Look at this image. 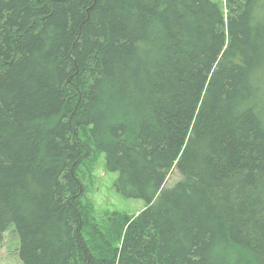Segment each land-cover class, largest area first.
Returning <instances> with one entry per match:
<instances>
[{
	"label": "trees",
	"instance_id": "obj_1",
	"mask_svg": "<svg viewBox=\"0 0 264 264\" xmlns=\"http://www.w3.org/2000/svg\"><path fill=\"white\" fill-rule=\"evenodd\" d=\"M94 152L145 204L105 232ZM8 232L20 264H264V0H0Z\"/></svg>",
	"mask_w": 264,
	"mask_h": 264
},
{
	"label": "rangeland",
	"instance_id": "obj_2",
	"mask_svg": "<svg viewBox=\"0 0 264 264\" xmlns=\"http://www.w3.org/2000/svg\"><path fill=\"white\" fill-rule=\"evenodd\" d=\"M214 3L224 0H210ZM224 4V3H223ZM77 174L84 188L83 203L91 207L90 222L97 224L105 232L110 226V213H125L136 216L144 208V202L137 199H124L114 189L116 173L106 170L104 156L92 153L78 168ZM180 175L175 169L169 172L165 187H172L180 181ZM18 239L13 233L4 235L0 244V264H20L17 256Z\"/></svg>",
	"mask_w": 264,
	"mask_h": 264
},
{
	"label": "bare ground",
	"instance_id": "obj_3",
	"mask_svg": "<svg viewBox=\"0 0 264 264\" xmlns=\"http://www.w3.org/2000/svg\"><path fill=\"white\" fill-rule=\"evenodd\" d=\"M165 187V185L163 186V188Z\"/></svg>",
	"mask_w": 264,
	"mask_h": 264
}]
</instances>
